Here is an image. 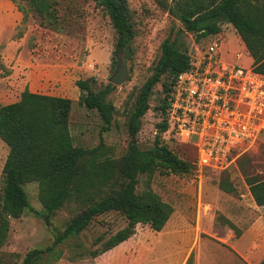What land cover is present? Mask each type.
Returning a JSON list of instances; mask_svg holds the SVG:
<instances>
[{"label":"trees","instance_id":"1","mask_svg":"<svg viewBox=\"0 0 264 264\" xmlns=\"http://www.w3.org/2000/svg\"><path fill=\"white\" fill-rule=\"evenodd\" d=\"M11 1L26 5L41 26L57 30L61 26L57 7L71 0ZM93 1L104 10L115 32V55L123 52L130 58L135 32L127 0ZM167 11L178 22V28L173 39L162 43L152 74L136 95L128 115L130 141L121 157H112L111 148L102 140L90 149L74 146L69 131L74 102L70 99L24 89L16 102L0 106V140L8 148L1 173L0 250L7 242L10 221L31 210L24 185H38V200L43 209L38 215L46 224L58 212L70 214L52 246L28 252L22 264H36L42 255L79 236L93 220L106 214H118L126 226L102 244L103 251L127 241L139 224L155 232L165 227L174 209L153 191L151 178L156 173L183 176L195 171L194 159L180 158L161 139L167 130L169 93L177 75L189 68L188 34L199 41L218 35L221 23L230 24L252 58L254 70L264 74V0H171ZM157 84H161L164 94L158 105L162 120L156 124L153 145L140 149L137 134ZM75 85L79 90L77 103L96 111L103 123L101 131H108L115 109L107 98L114 88L107 84L95 90L94 79L78 80ZM140 176L147 178L142 189H138ZM218 184L229 193L235 191L223 180ZM246 184L255 204L264 208V178L250 175ZM186 264H191L190 258Z\"/></svg>","mask_w":264,"mask_h":264},{"label":"rangeland","instance_id":"2","mask_svg":"<svg viewBox=\"0 0 264 264\" xmlns=\"http://www.w3.org/2000/svg\"><path fill=\"white\" fill-rule=\"evenodd\" d=\"M170 1L127 0L135 36L131 43L130 58L125 55L127 78L120 86L111 85L114 89L107 98L115 109L112 125L108 131L102 132L103 123L97 112L87 110L77 100L73 101L69 131L74 146L90 149L98 146L102 140L111 148L112 157L118 158L125 154L130 141L128 115L133 102L139 89L152 74V68L160 57L162 43L168 38L173 39L178 28V22L167 11ZM57 8L61 26L55 30L41 26L23 3L0 0V106L16 102L19 98L23 89L19 82L22 76L15 74L14 66L16 62H28L32 57L51 64H68L74 70L75 83L78 80L94 79L95 90L103 89L109 84L119 53L118 56L114 53L115 32L104 10L96 6L93 0L61 2ZM17 15L19 19L14 21L13 16ZM220 28L218 35L223 46H235L238 49L237 45L240 44L241 49V45L245 47L230 24L221 23ZM211 39L212 36H209L197 41L192 34H188V53L194 48V43L201 45ZM235 47L232 48L236 49ZM251 60L250 55L244 53L242 67H249ZM163 97L161 84H157L149 100V110L142 118L137 134L140 149L153 145L157 133L156 124L162 120L158 105ZM161 139L180 158L195 159L196 150L192 146L182 145L178 138L175 144L171 142L174 138L166 133L161 134ZM7 154L8 148L0 140V187L2 167ZM250 175L264 178V134L252 151L244 154L234 166L222 173L205 171L200 180L195 172L183 176H160L156 173L151 178L153 191L174 209L166 229L161 231L169 239L165 241L167 244L159 247V252L164 249L170 252L166 264L176 263L184 253L183 243L170 237L177 232L191 230L193 214L197 209L198 186L201 185L202 189L214 188L223 180L235 189L229 197L242 201L249 210L248 197L241 195L247 194L246 177ZM139 181L138 189H142L147 178L140 176ZM23 187L31 210H27L21 218L10 221L7 242L0 250V264H22L28 252L51 247L56 233L63 230L70 218L68 211H62L52 216L50 223L46 224L38 215L43 211L38 200V185L31 183ZM200 209L207 212L209 209L213 210V207L202 204ZM247 215V220L253 217L249 212ZM125 226L123 218L116 213L97 217L79 236L66 240L50 253L42 255L36 264H128L129 253H133V243L136 246L135 254L139 255L135 243L137 239L139 245L158 242V233L139 224L128 244L117 247L112 253L103 251L102 244ZM99 238L102 240L98 241ZM94 252L98 254L93 255Z\"/></svg>","mask_w":264,"mask_h":264},{"label":"built area","instance_id":"3","mask_svg":"<svg viewBox=\"0 0 264 264\" xmlns=\"http://www.w3.org/2000/svg\"><path fill=\"white\" fill-rule=\"evenodd\" d=\"M219 35L189 51V68L169 93L166 134L196 150L195 175L229 170L264 134V74L243 68L246 48ZM177 143V142H176Z\"/></svg>","mask_w":264,"mask_h":264},{"label":"crops","instance_id":"4","mask_svg":"<svg viewBox=\"0 0 264 264\" xmlns=\"http://www.w3.org/2000/svg\"><path fill=\"white\" fill-rule=\"evenodd\" d=\"M13 17L14 21L19 19L18 15ZM14 69L15 74L22 76L19 81L20 85H23L22 91L28 89L31 93L72 101L79 97L74 70L64 62L51 64L32 57L28 62H16ZM229 194L231 193L220 189L219 184L214 188L202 189L201 185L198 186L197 209L193 214L191 230L177 232L170 237L182 242L184 249V253L174 264H186L189 258L191 264H264V208L255 204L248 187L247 194L241 196L248 197L249 210L242 201L234 200ZM202 204L212 206L213 210L204 212L200 209ZM247 212L253 214L249 220ZM165 227L163 229H166ZM156 233L159 234L158 242L152 245L142 243L140 246L139 239L136 240L139 255L135 254L136 246L133 243V253H129L128 264H166L170 252L166 251L167 249L159 252V247L169 239L161 231ZM117 247L110 250L111 253L116 251Z\"/></svg>","mask_w":264,"mask_h":264},{"label":"water","instance_id":"5","mask_svg":"<svg viewBox=\"0 0 264 264\" xmlns=\"http://www.w3.org/2000/svg\"><path fill=\"white\" fill-rule=\"evenodd\" d=\"M127 78L126 69V58L123 52H119V58L116 62V69L111 78L109 79V84L112 86H120Z\"/></svg>","mask_w":264,"mask_h":264}]
</instances>
